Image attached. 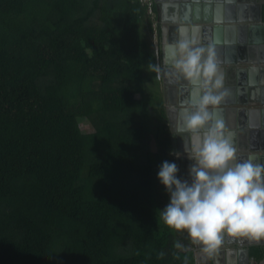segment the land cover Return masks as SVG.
Here are the masks:
<instances>
[{
  "label": "trees",
  "instance_id": "16d2710c",
  "mask_svg": "<svg viewBox=\"0 0 264 264\" xmlns=\"http://www.w3.org/2000/svg\"><path fill=\"white\" fill-rule=\"evenodd\" d=\"M153 22L140 0H0V264H196L160 215Z\"/></svg>",
  "mask_w": 264,
  "mask_h": 264
},
{
  "label": "water",
  "instance_id": "95a60500",
  "mask_svg": "<svg viewBox=\"0 0 264 264\" xmlns=\"http://www.w3.org/2000/svg\"><path fill=\"white\" fill-rule=\"evenodd\" d=\"M251 5L256 8V15L253 18L246 17ZM160 11L163 14V22L174 24L169 27L168 39L165 40L168 44L164 48L166 61L170 62V45L173 48L186 39L193 42L191 46L194 48L201 47L207 50L211 47L215 52L218 71L223 76L221 87L214 90V94H222V99L218 105L208 106L213 119L197 132L184 127L183 117L186 110L188 112L194 110L192 100L198 92V85L192 84L176 70L175 77L168 78L169 83L164 76L167 82L163 84L164 102L179 174H182L180 161L185 159V156H192L191 140L197 135L203 137L206 128L216 121L223 123L222 131L229 129L230 132L234 131L232 135L237 132L238 135L244 134L247 137L248 134V137L252 136L253 141L256 137L259 140L257 147H254V144L253 146L245 144L248 147L240 149L246 154L234 153L233 160L229 162L231 165L237 164L238 160V163L251 161L254 165L264 166L263 6L256 4L254 0H157L156 13ZM245 66L247 71L242 70ZM199 94L202 95V91H199ZM171 96L173 101L170 99ZM236 106L240 108L233 110L232 108ZM173 107L179 108V127L173 119L172 114L176 113ZM178 141L187 148H182ZM250 151L254 154H250ZM181 181L184 180L181 178ZM239 236L237 244L244 246L249 259L251 247L264 246V238L255 240L248 236ZM261 262L264 263V259Z\"/></svg>",
  "mask_w": 264,
  "mask_h": 264
},
{
  "label": "clouds",
  "instance_id": "9594fccd",
  "mask_svg": "<svg viewBox=\"0 0 264 264\" xmlns=\"http://www.w3.org/2000/svg\"><path fill=\"white\" fill-rule=\"evenodd\" d=\"M151 41L154 45L153 37ZM192 43L180 41L170 56L175 70L198 85L192 100L194 110H186L183 117L184 127L197 132L213 119L208 106L220 103L222 94H214V90L221 87L223 76L213 49L194 48ZM223 128V123L216 121L202 138L197 135L190 157L195 160L189 171L190 184L177 177L175 162L163 161L157 173L170 196L161 219L170 228L186 229L193 243L203 244L206 252L220 244V233L225 229L231 235L264 238V166L251 161L230 166L235 150L224 137Z\"/></svg>",
  "mask_w": 264,
  "mask_h": 264
},
{
  "label": "crops",
  "instance_id": "0c3cea01",
  "mask_svg": "<svg viewBox=\"0 0 264 264\" xmlns=\"http://www.w3.org/2000/svg\"><path fill=\"white\" fill-rule=\"evenodd\" d=\"M157 1V0H156ZM256 4H261L262 6L264 5V0H254ZM161 4L163 3L162 1L160 2ZM170 12V11H169ZM256 15V8L251 5V9L250 11L246 14V17L249 18H253ZM162 12H157V20L155 23H157L156 26L159 27L160 29V47H161V57H162V76H161V80H157L159 81V83L162 85V90H163V84L165 83H169L168 78H174L175 77V68L173 65V61L171 56L169 57L170 62L166 61V58L164 57V48L165 45H168L167 43H165V40L168 39L167 34L169 33V27L173 26V22H163L162 21ZM262 20H263V15H262ZM264 22V20H263ZM156 31H157V27H156ZM175 46V45H174ZM171 49H172V45H170ZM171 52V50H170ZM264 59V58H263ZM259 67V66H258ZM242 70L247 71V66H245L244 68H242ZM164 76L167 77V82L164 79ZM162 96H163V100H164V91L162 92ZM171 101H173V97L171 96ZM165 106V105H164ZM239 106L233 107V110L239 109ZM173 109L176 111L174 115L173 119L175 124L179 127V123H180V117H179V112H178V107H173ZM165 111H166V115H167V121H168V125L169 123V118H168V114H167V108L165 107ZM243 123V122H242ZM229 127V126H228ZM263 129V128H262ZM169 130H170V125H169ZM179 131V129H178ZM234 132V131H233ZM233 132H230V130H226L223 131V135L226 139L229 140L231 146L234 148L235 153L237 154H246L243 151H240V149H243L244 147H248L245 144H249L250 146L254 144V147H257V144H259V140L253 141L252 140V136L247 137L244 134L238 135V133H234L232 135ZM262 132V131H261ZM261 132L259 134H261ZM171 134V131H170ZM259 134L257 136H259ZM202 138V136H200ZM196 138H193L191 140V144H190V151L192 153V147L194 144ZM259 139V138H258ZM172 144V141H171ZM178 144L182 147V148H187L183 147L181 145V141H178ZM255 153H257V151H255ZM171 154L175 160V155L173 154V150H171ZM250 154H254L252 151H250ZM262 154V153H261ZM191 157V155L185 156V159L180 161V166L182 167V174L180 175L179 172L177 173L178 178L179 179H183L184 181H188V183L190 184L192 182V178L189 175V171L191 166H193L195 164V160L193 159H189ZM240 162V161H239ZM176 163V162H175ZM238 163V160H237ZM241 163V162H240ZM231 166V163H229ZM181 176V177H180ZM177 234H181L182 236H186L185 240H184V245L186 247V245L188 244V248H186V250H190L193 252L195 260H196V264H264L263 262L260 261H255L254 259H252V257L249 259V257L247 256V254H245L246 249H244V246L242 244H237L238 240L240 239L239 235H231L229 234L226 229L222 230V232L220 233V244L211 252H206L204 251V245L203 244H198V243H193L191 237L188 235V232L186 229H182V230H176ZM184 249V251H186ZM251 252V249H250Z\"/></svg>",
  "mask_w": 264,
  "mask_h": 264
},
{
  "label": "built area",
  "instance_id": "2783aa9c",
  "mask_svg": "<svg viewBox=\"0 0 264 264\" xmlns=\"http://www.w3.org/2000/svg\"><path fill=\"white\" fill-rule=\"evenodd\" d=\"M140 2L148 8V16H150V19L156 22L157 20V13H156L157 1L156 0H140ZM153 41H154L153 51H154V55L156 59V77L158 80H161L162 57H161V50H160L161 47L159 43V36L157 32L153 33Z\"/></svg>",
  "mask_w": 264,
  "mask_h": 264
},
{
  "label": "rangeland",
  "instance_id": "374dc122",
  "mask_svg": "<svg viewBox=\"0 0 264 264\" xmlns=\"http://www.w3.org/2000/svg\"><path fill=\"white\" fill-rule=\"evenodd\" d=\"M148 17H150V16H148ZM148 20H149V19H148ZM148 20L146 19V23H147ZM146 23H145V24H146ZM153 24H154L153 26H154L155 31H156V27H155L156 24H155L154 22H153ZM155 31H154V32H155ZM152 37H153L152 33H151L150 35H148L149 41L152 40ZM159 87H160V91L163 92V90H162V85H161V84H159ZM164 105H165V102H164ZM161 114H162V116L164 117L165 113H161ZM80 127H81V129H82L84 132H92V131H94V126H93V124H92L90 121H88L86 118L80 120ZM151 150H152V151H155V150H156V146H155L154 143H152V145H151Z\"/></svg>",
  "mask_w": 264,
  "mask_h": 264
}]
</instances>
